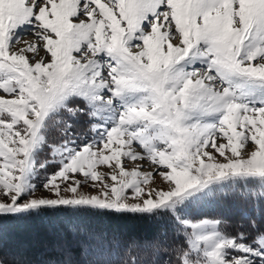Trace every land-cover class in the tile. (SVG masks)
Returning a JSON list of instances; mask_svg holds the SVG:
<instances>
[{
  "label": "snow or ice",
  "instance_id": "1",
  "mask_svg": "<svg viewBox=\"0 0 264 264\" xmlns=\"http://www.w3.org/2000/svg\"><path fill=\"white\" fill-rule=\"evenodd\" d=\"M0 93V218L147 217L171 238L118 264H264V0H0ZM68 232L47 264L97 239Z\"/></svg>",
  "mask_w": 264,
  "mask_h": 264
},
{
  "label": "trees",
  "instance_id": "2",
  "mask_svg": "<svg viewBox=\"0 0 264 264\" xmlns=\"http://www.w3.org/2000/svg\"><path fill=\"white\" fill-rule=\"evenodd\" d=\"M85 118H82V121ZM210 216L224 214L231 218V231H250L249 221L241 211L229 201H220L206 206ZM257 223L264 228V220L256 216ZM71 224L89 225L97 239L92 242L91 250L84 256H77L82 264H118L124 245L130 241H147L159 236L167 229L171 238V226L163 220L147 217L125 216L107 217L95 215H62L52 217L0 218V246L3 255L14 264H47L57 259L56 246L65 239H72L68 232ZM106 234V237L105 235ZM119 241V247L115 242Z\"/></svg>",
  "mask_w": 264,
  "mask_h": 264
},
{
  "label": "rangeland",
  "instance_id": "3",
  "mask_svg": "<svg viewBox=\"0 0 264 264\" xmlns=\"http://www.w3.org/2000/svg\"><path fill=\"white\" fill-rule=\"evenodd\" d=\"M24 40H22V43L20 45H18L17 47H23L24 46V41H27V42H31L33 40H35V37L32 36V35H26L23 37ZM40 55H43V51L40 52ZM39 57H37L38 59ZM2 94V93H0ZM139 163H142L144 164V167L141 169L142 171H151L152 170V166L150 164H148L146 161L145 162H139ZM126 166L131 168L134 166L133 162H126ZM101 171L103 172H108L109 169L107 168V166H101ZM155 185L156 186H160V187H166V184H164L161 180V178L159 176H155ZM83 191L85 192H88V193H92L94 194L96 189H93V188H90V187H87L85 186L83 189ZM37 195L39 196H50L51 193L49 192H46L45 190H43V188H40L37 192ZM0 198H2V195H0Z\"/></svg>",
  "mask_w": 264,
  "mask_h": 264
},
{
  "label": "bare ground",
  "instance_id": "4",
  "mask_svg": "<svg viewBox=\"0 0 264 264\" xmlns=\"http://www.w3.org/2000/svg\"><path fill=\"white\" fill-rule=\"evenodd\" d=\"M23 40H24V38H23Z\"/></svg>",
  "mask_w": 264,
  "mask_h": 264
}]
</instances>
